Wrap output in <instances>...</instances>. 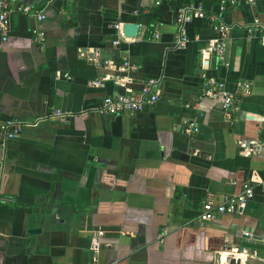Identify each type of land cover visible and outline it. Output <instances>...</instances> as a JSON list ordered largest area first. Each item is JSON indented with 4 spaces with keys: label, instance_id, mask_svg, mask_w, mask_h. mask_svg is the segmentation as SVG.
Wrapping results in <instances>:
<instances>
[{
    "label": "crops",
    "instance_id": "obj_1",
    "mask_svg": "<svg viewBox=\"0 0 264 264\" xmlns=\"http://www.w3.org/2000/svg\"><path fill=\"white\" fill-rule=\"evenodd\" d=\"M9 7L0 126L15 122L19 133L0 139V264H263L250 255H264V0ZM181 11L185 41L175 46ZM211 17L227 31L212 30ZM126 24L136 26L132 38ZM212 41L224 42L221 59L207 53ZM147 79L159 84L154 105L95 112L103 97ZM206 79L233 96L228 117L201 95ZM190 121L196 133L185 131ZM243 185L252 196L239 214L196 222L207 196Z\"/></svg>",
    "mask_w": 264,
    "mask_h": 264
},
{
    "label": "built area",
    "instance_id": "obj_2",
    "mask_svg": "<svg viewBox=\"0 0 264 264\" xmlns=\"http://www.w3.org/2000/svg\"><path fill=\"white\" fill-rule=\"evenodd\" d=\"M227 4L233 5L235 0H225ZM246 4H253L255 0H240ZM21 13L24 15L33 16L36 20H42L44 16L41 12L31 11L29 7L24 6L20 9ZM10 14L9 0H0V42L3 43L7 40V23L8 16ZM193 15L197 18H205V15L201 8L194 7ZM186 17L184 11H181L177 17V25L175 30V46H180L184 43L185 38H183V32L180 22L185 21ZM211 23V28L214 31L225 33L227 28L224 24L220 22H214L211 17L208 19ZM157 38V34L153 35ZM36 40H41L39 35H36ZM113 45L117 44L116 41L112 42ZM224 50L223 41H212L206 48L208 54H214L219 59L222 58ZM127 64L124 63L120 70H124ZM100 82H92L91 86H99ZM248 84L243 85V90L248 89ZM201 95L213 101L216 106L228 117L229 112L234 107V98L232 95L228 94L221 82L215 81L214 79H206L202 83ZM159 98V84L154 79H147L144 84L137 90H125L122 93L115 94L112 96H105L102 98L100 104L95 108V112L100 116L105 117H115L124 113L133 114L139 112L142 108L154 105ZM53 117H58L63 119L65 116L63 114L55 113ZM19 126L15 122H7L0 126V139L1 143L4 145L6 142L13 140L19 133ZM185 131L196 133L197 126L193 121L185 123ZM258 147H264V137L258 143ZM262 190L264 192V183L262 184ZM252 196V189L248 185H243L241 191L237 194L232 195H221L219 198H213L212 196H207L199 206V213L196 218V222L201 226L204 223L212 222L222 216H231L234 214H239L241 209L245 206L247 201ZM103 231H95L97 236H101ZM247 232L243 233V237H248ZM232 254H237L234 251ZM255 259L259 260L264 264V255L261 257H256L254 254L250 255Z\"/></svg>",
    "mask_w": 264,
    "mask_h": 264
},
{
    "label": "water",
    "instance_id": "obj_3",
    "mask_svg": "<svg viewBox=\"0 0 264 264\" xmlns=\"http://www.w3.org/2000/svg\"><path fill=\"white\" fill-rule=\"evenodd\" d=\"M121 30H122V33L125 37L132 38L135 34L136 26L126 24V25L122 26Z\"/></svg>",
    "mask_w": 264,
    "mask_h": 264
}]
</instances>
